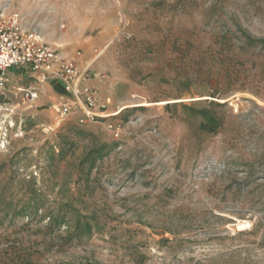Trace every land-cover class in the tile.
Returning <instances> with one entry per match:
<instances>
[{
    "label": "rangeland",
    "instance_id": "1",
    "mask_svg": "<svg viewBox=\"0 0 264 264\" xmlns=\"http://www.w3.org/2000/svg\"><path fill=\"white\" fill-rule=\"evenodd\" d=\"M9 12L80 53L111 116L60 120L59 86L32 107L0 93V264H264V0H0Z\"/></svg>",
    "mask_w": 264,
    "mask_h": 264
},
{
    "label": "built area",
    "instance_id": "2",
    "mask_svg": "<svg viewBox=\"0 0 264 264\" xmlns=\"http://www.w3.org/2000/svg\"><path fill=\"white\" fill-rule=\"evenodd\" d=\"M79 60L80 53L63 54L44 42L34 29L23 25L19 13L0 15V93L11 89L32 107L45 93V87L58 84L66 94L58 98L56 112L60 120L73 112L78 114L76 122L80 125L109 118V100L88 83L89 69H80ZM23 76L29 79L25 85L20 84ZM106 127L113 136H119L118 128L112 124Z\"/></svg>",
    "mask_w": 264,
    "mask_h": 264
},
{
    "label": "trees",
    "instance_id": "3",
    "mask_svg": "<svg viewBox=\"0 0 264 264\" xmlns=\"http://www.w3.org/2000/svg\"><path fill=\"white\" fill-rule=\"evenodd\" d=\"M0 101H1V96H0ZM64 214H65V212H64ZM49 220L51 221L50 224H53L54 226H59V225L66 223L65 215H62V216L58 215L56 217L50 218ZM91 228H92V225L90 224L88 219H85L83 221L78 220L76 225H75L76 234H79V235L90 234Z\"/></svg>",
    "mask_w": 264,
    "mask_h": 264
},
{
    "label": "crops",
    "instance_id": "4",
    "mask_svg": "<svg viewBox=\"0 0 264 264\" xmlns=\"http://www.w3.org/2000/svg\"><path fill=\"white\" fill-rule=\"evenodd\" d=\"M91 80H92V81H91V84H92L93 86L97 87L98 89H99V88H102V87L104 86L103 82L100 81L99 79H91ZM54 86H55V87L59 86V88H61V86L58 85V84H55Z\"/></svg>",
    "mask_w": 264,
    "mask_h": 264
},
{
    "label": "bare ground",
    "instance_id": "5",
    "mask_svg": "<svg viewBox=\"0 0 264 264\" xmlns=\"http://www.w3.org/2000/svg\"><path fill=\"white\" fill-rule=\"evenodd\" d=\"M95 61H91L90 63H88V65L86 67H90L92 66V64L94 63Z\"/></svg>",
    "mask_w": 264,
    "mask_h": 264
}]
</instances>
